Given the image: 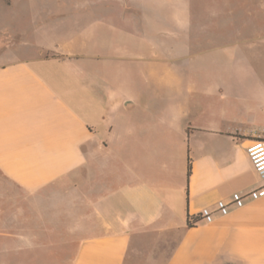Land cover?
<instances>
[{
    "label": "crops",
    "instance_id": "1",
    "mask_svg": "<svg viewBox=\"0 0 264 264\" xmlns=\"http://www.w3.org/2000/svg\"><path fill=\"white\" fill-rule=\"evenodd\" d=\"M14 2L72 5L75 32L0 28V264H264V198L215 210L261 186L256 34L196 33L169 1Z\"/></svg>",
    "mask_w": 264,
    "mask_h": 264
},
{
    "label": "rangeland",
    "instance_id": "2",
    "mask_svg": "<svg viewBox=\"0 0 264 264\" xmlns=\"http://www.w3.org/2000/svg\"><path fill=\"white\" fill-rule=\"evenodd\" d=\"M14 1L16 0H10L12 3L8 10L2 6L0 28L5 29L7 33H19L28 26V33H47L46 30L49 33H59L60 30V33L75 32L72 5L50 6V11L60 8V13L54 11L48 16H42L41 6H31L32 11L28 13L27 5L21 3L16 5ZM160 1L171 2L168 7L172 6V9L178 5L176 10H178L179 18L181 21L188 18L192 30L196 33H255L259 43L264 44V0ZM62 10L63 13H61ZM104 28V23L98 24V32L108 30ZM110 32L112 33V31L108 33ZM217 57V52L208 51L202 61L212 63L217 60Z\"/></svg>",
    "mask_w": 264,
    "mask_h": 264
},
{
    "label": "built area",
    "instance_id": "3",
    "mask_svg": "<svg viewBox=\"0 0 264 264\" xmlns=\"http://www.w3.org/2000/svg\"><path fill=\"white\" fill-rule=\"evenodd\" d=\"M246 154L257 178L261 182V186L247 193L233 194L230 203L218 201L215 210L221 216L228 215L230 207L242 208L247 201L264 198V141L261 139L252 140L246 149ZM198 217L200 221L206 224H211L214 221L213 212L207 208L202 209Z\"/></svg>",
    "mask_w": 264,
    "mask_h": 264
},
{
    "label": "trees",
    "instance_id": "4",
    "mask_svg": "<svg viewBox=\"0 0 264 264\" xmlns=\"http://www.w3.org/2000/svg\"><path fill=\"white\" fill-rule=\"evenodd\" d=\"M189 175H190V165L187 164L186 178H188ZM191 220H193V221H191ZM194 222H195V223L200 222L199 217H188V216L186 217V226H187L188 228L193 227L194 224H195Z\"/></svg>",
    "mask_w": 264,
    "mask_h": 264
}]
</instances>
